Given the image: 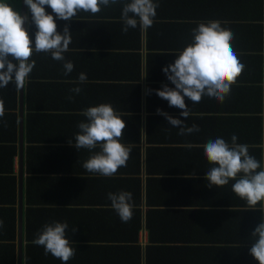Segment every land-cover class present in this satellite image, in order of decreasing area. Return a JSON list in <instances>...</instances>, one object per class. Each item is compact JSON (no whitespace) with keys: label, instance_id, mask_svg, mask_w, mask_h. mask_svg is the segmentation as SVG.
<instances>
[{"label":"crops","instance_id":"obj_1","mask_svg":"<svg viewBox=\"0 0 264 264\" xmlns=\"http://www.w3.org/2000/svg\"><path fill=\"white\" fill-rule=\"evenodd\" d=\"M120 15L117 5L96 16L57 19L59 32L67 25L72 33L65 57L73 72L64 76L62 63L41 53L33 55L22 89L0 88V264H61L31 243L52 221L69 224L76 254L68 264H258L250 237L264 221V205L247 208L231 183L207 187L210 165L199 145L216 137L230 142L236 134L264 159V0H159L147 32L122 33ZM208 20L232 31L245 67L223 103L205 96L192 104L186 97L185 118L155 90L174 88L162 69L191 41V29ZM27 30L34 41L35 25ZM81 72L87 83L76 95L69 90ZM100 103L124 114L121 142L132 148L127 166L110 178L88 173L82 163L90 153L68 143L85 119L82 110ZM157 109L200 131L178 135ZM121 190L133 196L128 223L107 199Z\"/></svg>","mask_w":264,"mask_h":264},{"label":"clouds","instance_id":"obj_2","mask_svg":"<svg viewBox=\"0 0 264 264\" xmlns=\"http://www.w3.org/2000/svg\"><path fill=\"white\" fill-rule=\"evenodd\" d=\"M24 4L31 13L30 21L27 14L22 16L14 10L9 0H0V88L12 83L16 90L22 89L35 68L33 55L41 53L61 62L64 76L73 72L74 63L65 57V53L70 51L72 33L67 25L62 33L59 32L57 19L70 21L78 19L82 13L96 16L106 7L119 5L122 33L127 34L129 29L136 28L147 32L155 22L159 0H24ZM45 6L50 7L55 16L47 13ZM26 23L36 27L34 41L24 26ZM233 39L232 31L222 26L219 20L198 22L191 29V41L182 49L175 50L174 62L162 69L174 88L164 84L155 90L156 95L166 100L169 107L182 110L180 115L185 118L190 116L186 97L192 104L201 102L205 96L223 103L245 67L233 49ZM71 83L77 86L69 91L79 95L82 91L79 85L87 83V74L79 73ZM68 98L73 99L72 96ZM4 114V101L0 99V118ZM157 114L164 116L173 128L178 127V135L200 131L198 125L188 126L161 109H157ZM80 115L85 119L78 122V132L69 139V146L77 151L88 150L90 155L82 163L88 173L113 177L121 167L127 166L132 150L121 142L126 127L122 119L124 114L116 111L110 103H100L83 109ZM237 140V135L233 134L230 142L216 137L199 145L210 165L204 179L209 188L231 183L235 196L243 200L247 208L255 209L264 205V159L258 161L250 154L249 145ZM107 199L122 223L132 219L134 204L131 192H109ZM259 208L264 210V206ZM3 223L0 220V228H3ZM68 229L66 221L46 223L31 243L42 246L45 255L51 254L61 264H68L76 254V248L68 238ZM75 230L73 227L72 231ZM250 238L254 243L249 254L258 264H264V221L255 227Z\"/></svg>","mask_w":264,"mask_h":264},{"label":"trees","instance_id":"obj_3","mask_svg":"<svg viewBox=\"0 0 264 264\" xmlns=\"http://www.w3.org/2000/svg\"><path fill=\"white\" fill-rule=\"evenodd\" d=\"M13 9L22 15L23 0H9Z\"/></svg>","mask_w":264,"mask_h":264},{"label":"water","instance_id":"obj_4","mask_svg":"<svg viewBox=\"0 0 264 264\" xmlns=\"http://www.w3.org/2000/svg\"><path fill=\"white\" fill-rule=\"evenodd\" d=\"M25 14L28 15V8H27V6L24 4V0H23L22 15H25ZM24 26H25V28L28 29V23H26ZM22 152H23V147H22ZM22 253H23V249H21V256H22Z\"/></svg>","mask_w":264,"mask_h":264}]
</instances>
